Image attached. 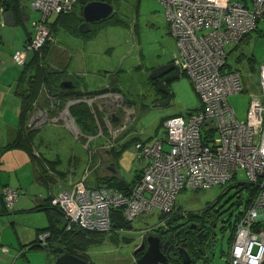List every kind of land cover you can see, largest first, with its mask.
Here are the masks:
<instances>
[{"label": "built area", "instance_id": "1", "mask_svg": "<svg viewBox=\"0 0 264 264\" xmlns=\"http://www.w3.org/2000/svg\"><path fill=\"white\" fill-rule=\"evenodd\" d=\"M79 1H31V8L41 14V19L33 23L35 36L14 52V62L25 66L31 53L41 50L46 43H55L48 18L70 14ZM158 1L164 6L170 33L176 41L178 54L172 62L191 79L202 109L168 118L163 124L164 137L135 144L133 150L143 163L144 172L128 193L92 187L87 184L86 175L75 180L70 167V183L53 193L52 205L63 212L67 230L76 225L88 231L109 232L113 229V210H122L128 222L142 213L157 211L169 215L174 212L181 192L227 186L242 170L256 193L235 220L228 262L264 264V64L259 69L258 92L250 95L246 121L237 119L229 102L230 96L244 91L242 77L238 70L226 66L228 45L238 44L264 26V0ZM98 98L83 101L90 104ZM73 102L67 103L64 114H68ZM49 116V109L35 106L29 128H42ZM51 122L57 121L51 118ZM47 169L48 175L55 174ZM0 197L10 210L20 193L5 187ZM48 237L46 233L39 239L45 241ZM9 252L8 246L0 244V254Z\"/></svg>", "mask_w": 264, "mask_h": 264}, {"label": "rangeland", "instance_id": "2", "mask_svg": "<svg viewBox=\"0 0 264 264\" xmlns=\"http://www.w3.org/2000/svg\"><path fill=\"white\" fill-rule=\"evenodd\" d=\"M81 1L76 5L73 13L65 18V25L62 22L58 24L57 15L49 17L48 25L56 30L54 38L57 39L58 50L66 54L67 61L70 60L68 57L69 53L76 55L77 58L75 59H78V55L82 50L84 56L83 62L90 70L99 69L105 71L103 74H110V76H103L104 78L102 79L89 74L85 79L92 86H96L95 82L96 84L101 83L103 85L110 84L115 79L121 91L120 93L116 92L115 95H111L110 98L121 100L122 98L119 96L118 98L117 95L122 94L137 111L135 116L132 113L133 118L127 127V132H130V139L140 137L154 141L158 137H164V127L161 126V121L164 117L173 115L187 116L190 110H195L202 105L191 79L182 71L179 77L170 79L165 83L172 97L169 104L160 105L167 98L164 96L165 93L158 91L160 86L159 84H154L150 79V75L154 70L168 65L172 61V57H175L176 53L178 54V51L176 42L172 38L171 33H169V27H167L164 6L158 0H111L114 8L112 16L106 20L93 23L87 33H81L80 25L78 24L80 22L79 19H83V8L88 0L86 2ZM36 16L39 19L38 13ZM76 28H78L81 34H77L74 31ZM262 32H264L263 25L260 26L259 30L252 32L246 41L239 42L241 44L232 43L227 47V61L232 68L239 70L238 72L244 83V91L242 93L229 97V102L235 109L236 117L239 121H246L248 119L251 101L250 95L254 91L258 92L259 69L264 64V38H260ZM20 33H24L23 28L20 30ZM251 56L256 59V73L251 71V65L248 62V58ZM58 57L60 58L58 63L65 62L61 54ZM239 57H241V60H239ZM94 102L93 104L96 105L97 109H99L98 106L104 107V111L107 109L100 117L95 116L96 120L94 123H96L98 129L94 134L89 135L85 133L76 124L74 117L70 113V109L68 110V114H64L65 108L47 118L48 122L41 128L40 134L54 148V153H47L48 155L52 156L55 153H59L60 156L65 158L66 162L72 156L78 157L76 164L78 174L76 179L75 177L73 178L77 180L86 175L87 184L97 187L100 186L101 182L104 184L106 179L103 178L101 181L97 177L98 175L92 171L94 169L91 168L87 156H89L90 150L95 145L105 141L104 147L112 150L113 143L112 141L106 142L108 138L102 137L101 129L99 128L100 125L104 128V120H107L110 115L111 110L108 111V107L111 104L106 102L105 98L100 97ZM97 112L101 111L98 110ZM51 118H54L57 122L53 124ZM110 126L114 127V124L110 123ZM96 136L100 137L93 140V137L95 138ZM88 147H90V150H88ZM123 154L124 156L119 165L120 172L130 181L135 176L136 171L141 169V165L136 160V155L131 148L125 149ZM18 159H16L18 161L15 164L16 169L22 164ZM101 159V164L106 165L107 163L104 162V159L102 157ZM5 163L6 169L11 174L13 162L9 161L8 165V160L6 159ZM63 165L65 166V164ZM73 166L72 164L71 167ZM87 166L89 167L86 172ZM88 170L92 173L89 174ZM12 176L14 177V175ZM49 176L55 178L57 182L62 183L59 186L52 185L51 188H54L55 193L60 192L71 180L68 177L63 178L57 175V173ZM7 178L8 172H4L1 177V183H5ZM15 178L18 180L16 175ZM247 182L245 172L239 170L233 181L227 186H214L197 191H183L178 195L174 211L176 214L184 213L186 210L195 211L205 205L210 206L211 203L217 200L216 209L221 212L220 223L217 225L211 238L212 246L214 247L204 254V258H197L198 260L192 264H229V239L231 236L229 215L231 213L238 214L243 209V206L237 207L240 199L238 198L239 194L236 189L233 188L227 191V194H224V191L232 184H244ZM52 191L49 189L48 192V188L45 186H38L36 190L34 189L32 197L24 196L18 201L16 211H10L8 215L0 216V244L8 246L10 251L15 250L14 258L20 253L17 241L19 235L24 240L31 242L29 240L35 238V226L40 229L49 224L48 214L46 215L45 212L39 211L24 215L18 213L19 207L26 199H31L32 204L37 205V200H39L41 195L47 198L52 194ZM247 196L248 192L245 191L243 197ZM162 217L157 211L154 214H140L130 221L131 224L127 230L120 231L118 234L116 233L119 243L112 241L109 235L103 244L91 246L87 251L89 262L92 264H134V251L141 245L143 230L152 226H159L163 230L164 227L168 229L173 225L172 222L171 225H168L170 221L167 223L161 221ZM26 219L28 220L26 221ZM112 230H114V227ZM29 253L24 256H21V254L16 262L20 261L27 264ZM13 262L14 260L11 264Z\"/></svg>", "mask_w": 264, "mask_h": 264}, {"label": "trees", "instance_id": "3", "mask_svg": "<svg viewBox=\"0 0 264 264\" xmlns=\"http://www.w3.org/2000/svg\"><path fill=\"white\" fill-rule=\"evenodd\" d=\"M25 1H28V2L30 1L31 3L32 0H2L1 6L4 9V11L8 10V11L13 12L15 15L16 14L20 15V13H22V11L26 9V7L23 5ZM86 1L87 0H82L81 2H86ZM91 1H105L111 4V0H88L87 3ZM240 1L245 2L247 0H240ZM73 11L71 13H73ZM70 14L57 15L58 20H59L58 24L62 22L65 25V18ZM79 21L80 22H78V24L80 25L83 22V20L79 19ZM49 27L54 35L56 30L52 26H49ZM74 31H76L77 34H81L78 28H76V30ZM74 31L73 33L75 34ZM250 34L246 35L242 39L241 43L246 41V39L250 37ZM260 38H264V33L260 35ZM59 55H60V51L57 49V47H55V44L49 42V43H46L45 46L41 50L34 51L33 53H31L25 66H22L23 76H21V80L16 88V94L21 100V107H20V113H19V128H18V133H17L16 138L10 143H7L4 146L0 147V191L5 187H9V186L1 184V177L3 175L2 172L4 170L3 168V162L5 160L4 156L13 149H23L28 152L34 165L40 171V176H41V179L44 185L47 184V186H50V185H56L58 183L55 178L50 177L48 175L47 166L48 168L52 169L55 173H57V175H60L61 177L63 176L66 177L67 175V172L64 175L63 172L56 171L55 162L48 161L47 159L43 157L42 154L39 157H37L34 154V147H35L34 139H35V136L38 134L39 130L29 128L28 123L35 111V106H38L40 108L49 109V114L53 116L57 113H56V110H54V108L53 109L51 108L52 105H55V107L61 111L62 109H64V107L69 101H81L85 98L91 99V98H95L96 96H100L110 91L120 93V89L116 87H111L112 90L103 88V89H100L99 91H92V90H89L86 92L81 91L79 87L82 84L86 85L85 81L83 79L80 80V78L74 74L70 75L69 65L68 63H66L67 60L65 63L57 62V60L60 59L58 57ZM54 58L56 61H54ZM239 60H241V57H239ZM248 62L251 65L250 66L251 71L256 73L257 68L255 66V63H256L255 57L253 56L249 57ZM226 66L230 70L232 69L238 70L236 68H232L228 62ZM66 79H71L75 81V85L77 89L61 90L60 85L62 81ZM152 81L154 82V84L156 85L158 84L157 81H154V80ZM44 89L48 91V94L50 96L42 97V95L44 94L43 93ZM158 91L161 92L159 88H158ZM164 96L166 97V94H164ZM51 97L52 98L55 97V101ZM125 105L126 106L129 105L126 99H125ZM201 109H202V105L195 110H190L188 114L200 111ZM97 111L98 109L96 105L94 104L89 105L88 103L84 101L76 102L74 105L70 107V113L74 117L76 124L85 133L89 135L97 132V129H98L97 125L96 123H94L96 120L95 116L100 117L103 114ZM175 116H180V115L164 117L161 121V126H163L164 121H166L168 118L175 117ZM149 141L150 140L146 141V140L140 139V137H135V138L128 140L127 142L123 144H119L120 146H117V145L113 146L112 150H115L116 147L120 149L118 154H119V157H121L124 149H127L130 146L134 147L135 144L138 142H149ZM76 160H74L73 157H71V161L70 160L69 161L71 163L73 162L75 163ZM136 160L140 163L141 170H140V174L139 173L136 174L132 180L129 181L126 178L119 177V176L117 177L114 176L113 178L107 177L104 184H100V186H97V187L113 188L115 190L128 193L133 187V185L141 178V175L144 172L143 163H141L137 159V157H136ZM233 188L236 189L237 193L239 194L238 198L240 199V201L238 202L237 207L239 206L244 207L245 205L246 206L249 205L251 198L256 193V188H254L250 184L244 183V184H232L229 188L225 189L224 194H227L226 192ZM245 191L248 192V196L244 198L243 193H245ZM53 196L54 194L49 195V197L47 198H45L43 195L39 197V200L42 201L41 202L42 204L40 205V207H44L45 210L47 211L46 213L48 214V217H49V225L46 228H43L39 231L38 237L35 240L31 241L30 243L26 245L21 246V248L19 249L20 253L16 255L15 261L18 259V257L21 254H22L21 256H24L29 251H41V252L46 253L49 256L54 257V259L58 257L61 253L68 252L85 261H90L88 259L87 251L91 246L103 244L109 235L111 236L110 238L112 241L118 242L116 238L118 232L127 230L130 227L131 223L125 220L122 210H113L112 211V223L114 226V230L108 233L87 231V230L77 227L76 225H73V227L70 230H67L68 223H67L66 218H64L65 216L64 217L62 216L64 215L63 212L61 211L60 208L52 205L51 200ZM13 209L9 210L6 206L4 199L0 197V215H7ZM160 215L163 216L161 221H163L164 223H167L168 221H170V224L168 225H171V222L173 223V225L170 226L168 229H171V231L179 230L180 221L183 218L182 216L183 212L180 214H176L173 212L169 215H163V214H160ZM229 216H230L229 224L231 227V236L229 239V243L231 246L233 242V238H234L233 237L234 236L233 226L235 225L234 220L238 218V214L231 213ZM158 228L160 230L162 229L159 226ZM168 229H165L164 227L162 231H165ZM46 233L49 234V237L47 238V240L41 241L39 239L40 235L46 234ZM196 261L197 259L193 260V263Z\"/></svg>", "mask_w": 264, "mask_h": 264}, {"label": "crops", "instance_id": "4", "mask_svg": "<svg viewBox=\"0 0 264 264\" xmlns=\"http://www.w3.org/2000/svg\"><path fill=\"white\" fill-rule=\"evenodd\" d=\"M1 5H2V0H0V147L13 141L17 136L18 128H19V113H20V107H21V100L16 94V88L21 80V76H23V71H22L23 67L18 66L14 62L13 53L16 50L22 49L25 46V44L35 36V29H34L33 23L34 21L41 19V14L38 11L33 10L31 8L30 1L29 2L25 1L23 5L26 7V9L23 10L22 13H20V15H17V14L15 15L13 13L15 17V25L13 27H10L5 24V21L3 18L4 9L2 8ZM37 13L40 16L39 19H38V16H36ZM48 20H47V25H48ZM22 28L24 30L23 34L20 33V30ZM172 38L174 39L173 36ZM68 57L70 60H68L66 63H68L69 72L72 74H79L81 76L83 75L84 77L83 76L82 77L84 79L88 77L89 74L92 76L94 75L97 76L98 79L104 78L103 76H110L109 73L103 74V72H105L103 70H99V69L90 70V68L83 62L84 56H83L82 50L80 54L78 55V59H75L77 58V56L71 53L68 54ZM172 60H173V57H172ZM170 63H172V61ZM84 81L88 85L91 86L89 89L92 91H99L100 89H103L106 87H116V88L119 87L115 79L113 80L112 83L110 84L107 83L105 85L101 83L96 84L95 82L96 86H92L91 83H89L86 79ZM128 104L129 105L126 106V108L130 106L132 108L131 103L128 102ZM131 108H127V110L128 111L133 110ZM116 121H117V117H116ZM33 129L39 130L38 134L35 136V139H34V146H35L34 154L37 157H39L42 154L43 157L47 159L48 161L55 162L56 171L63 172L64 175L66 172L68 175L69 168L73 164L74 165L73 166L74 167L73 169L74 177L76 179V176L78 174L77 173L78 169L76 165L78 157L72 156L74 160L77 159L74 164V162L73 163L70 162L71 158H69L66 162L65 158L63 156H60L59 153H55L52 156L48 155L47 153H54V148L51 147V143H47L46 139L41 136L40 134L41 128H33ZM111 129H114V127ZM124 131L119 133L120 135L118 136V140H117L118 142L116 143L118 144L117 146H120L119 144H123L127 142L128 140H130V135H129L130 132L125 133ZM140 139L146 140V141L148 140V139H143V138H140ZM104 142L98 145H95L91 150H90V147H88L89 148L88 150H90V152L88 151L89 156L87 157L89 159L91 168L94 169L92 171H94L98 175L97 177H99L101 181L103 178L106 179L108 175L110 178H113L114 176L124 177L120 172V166H119L120 161L124 156L123 152H122V156L119 157L118 153L120 149H118L117 147L115 150L106 149L104 147ZM149 142H152V141H149ZM130 148L133 150L132 146L128 147L127 150ZM101 157L104 159V162L107 163L106 165L101 164V161H102ZM4 159L8 160V165H9V161L13 162V167H12L13 169L11 170V174H9V171L6 169L7 166L4 160L3 162L4 170L2 173L8 172V178L5 183H1V184L9 186L11 188L18 189L21 194L20 199L24 196H29V198L32 197L33 195L32 193H34L33 192L34 189L36 190V188H38V186H41V185L47 187L48 192L50 189V190H53L52 194L55 193L54 188L53 189L51 188L52 185L50 186H47V184L44 185L41 179V176H40V171L34 165L27 151L23 149H13L4 156ZM16 159L20 160L22 163L21 166L17 167V169L15 167L16 166L15 164H17L18 162ZM89 162H88V165H89ZM63 164H65L66 167ZM88 167L89 166H87L85 171L88 169ZM140 170L141 169L136 171L135 175L138 173L140 174ZM88 173L91 174L92 172L89 171ZM12 175H14V177ZM15 175L16 177H18V180L15 178ZM67 175H66V178H67ZM57 184L56 186L62 185V183L60 182H58ZM100 184H102V182ZM41 202L42 201L37 200V205H33L31 199H26V201L22 203L21 206L19 207L18 213H21L24 215L33 213V212H39V211L46 213L47 211L45 210V208L40 207V205L42 204ZM11 211H16V205L14 209ZM0 216H6V215H0ZM62 216L64 217V215ZM27 220L28 219H26V221ZM48 222H49V217H48ZM35 229H36L35 238H31L29 241L35 240L38 237L39 231L43 228L38 229L35 226ZM17 241L19 243V248H21L22 245H26L27 243H30L27 240H24L22 236L20 235ZM24 241H27V242H24ZM29 252L30 253L28 255L27 264H53L54 263V257L49 256L44 252H41V251H29ZM15 253L16 251L13 250V251H10L8 254H0V264H11L13 260L15 261L16 257L15 258L13 257ZM12 264H26V263L15 261Z\"/></svg>", "mask_w": 264, "mask_h": 264}, {"label": "flooded vegetation", "instance_id": "5", "mask_svg": "<svg viewBox=\"0 0 264 264\" xmlns=\"http://www.w3.org/2000/svg\"><path fill=\"white\" fill-rule=\"evenodd\" d=\"M54 44L56 45L55 47L58 46V42L56 38H55ZM60 54L63 55L64 60L66 62V57H65L66 55L61 52ZM54 61H56L55 58H54ZM70 75H72V73H70ZM74 75L78 76L80 80L82 79L85 80L83 78L84 76L82 77L79 74H74ZM63 81H72L75 84V81L71 79H66ZM155 81H157L159 84V80H155ZM106 89L112 90L111 87H106ZM43 93L44 94L42 95V97L49 95L48 91L46 92L44 91ZM115 94L116 92L110 91V92L100 95L102 98H105L106 102H109L111 104V106L108 107V111L111 110V112L107 120H104V125L102 124L104 128L101 127V125L99 126V128L101 129L102 137L104 136L105 138H108L106 142L112 141L113 146H115L116 143L118 142L117 140H118V136L120 135L119 133L123 132L124 130H125L124 131L125 133L128 131L127 127L129 126L133 116L137 114V111L135 110L134 106H132V108L131 106L128 107L133 110L131 111L127 110L126 105H125V98L122 94L117 95V97L119 96L122 98L121 100H115V99L110 98L111 95H115ZM100 96H96L95 98L100 97ZM95 98H91V99H95ZM165 98H167V95ZM52 99L55 101V97H53ZM94 101L96 100H93L89 105H92ZM66 107H67V104L64 108ZM70 107L68 109H70ZM98 107H99L98 110L101 111V114L107 111V109L104 111V107H101V106H98ZM51 108L52 109L54 108V110H56V113L60 111L55 107V105H52ZM132 113H133V116H132ZM116 117H117V121L113 120V118H116ZM124 122H126V124H123ZM110 123L114 124V129H111L113 127L110 126ZM105 129H106V132H105ZM106 134L108 137L106 136ZM97 137H100V136H96L95 138L93 137V140L96 139ZM217 202L218 200L215 201L214 203H211L210 206L205 205L195 211L186 210L182 215L183 218L180 221V228L177 231L175 230L171 231V229L162 231L158 228V226H152V227L147 228L146 230H143L142 236H141V243L145 242L146 248L141 253H139L137 256H135V259H137V257L138 258L141 257L143 253L146 251V249L148 248L147 238L150 236H159L161 240L169 242V245L166 249L168 252L169 264H185L183 258L180 255V249L182 248L186 250L192 263H193V260L197 258H200V257L204 258V254L212 250L211 248L214 247L212 246L211 238L213 237L214 230L216 229L217 225L220 223L221 212L216 209V206L218 204ZM172 246L174 248L168 251V249L171 248Z\"/></svg>", "mask_w": 264, "mask_h": 264}, {"label": "water", "instance_id": "6", "mask_svg": "<svg viewBox=\"0 0 264 264\" xmlns=\"http://www.w3.org/2000/svg\"><path fill=\"white\" fill-rule=\"evenodd\" d=\"M114 13L113 5L105 1H91L85 5L83 8V22L80 24V32L87 33L90 30L91 24L99 21L106 20L112 16ZM4 21L5 24L13 27L15 25V17L13 12L4 11ZM181 75V69L174 63H169L168 65L156 69L150 75L151 80H159L160 91L167 95L166 101L160 103V105L169 104L171 101V92L165 86V83L169 79L177 78ZM86 83V82H85ZM91 86L88 84H82L79 89L81 91H89ZM62 90H74L77 89L76 85L72 81H63L60 85ZM83 102L81 101H74ZM70 106V105H69ZM68 106V107H69ZM69 110V109H68ZM116 120V118H113ZM211 122H207L209 125ZM123 124H126L124 122ZM213 125V124H212ZM214 126V125H213ZM214 128V127H213ZM148 248L143 253V255L135 259V264H169V257L167 252V247L169 245L168 241L161 240L158 236H150L147 238ZM146 248L145 242L141 243L139 247L134 251V256H137ZM174 247L168 249L172 250ZM180 255L183 258L185 264H192V261L187 254L185 249H180ZM54 264H92L89 261H85L79 257H76L68 252L61 253L58 257L54 259Z\"/></svg>", "mask_w": 264, "mask_h": 264}, {"label": "bare ground", "instance_id": "7", "mask_svg": "<svg viewBox=\"0 0 264 264\" xmlns=\"http://www.w3.org/2000/svg\"><path fill=\"white\" fill-rule=\"evenodd\" d=\"M80 1H81V0H80ZM80 1H79V2H80ZM79 2H78V3H79ZM78 3H77V4H78ZM75 7H76V6H75ZM74 9H75V8H74ZM74 9H73V10H74ZM96 23H97V22H96ZM112 225H113V224H112ZM113 227H114V226H113ZM87 231H88V230H87ZM93 232H94V231H93ZM95 232H96V231H95ZM137 258H138V257H137Z\"/></svg>", "mask_w": 264, "mask_h": 264}]
</instances>
